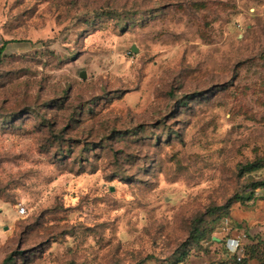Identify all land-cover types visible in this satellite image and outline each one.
<instances>
[{
  "label": "rangeland",
  "instance_id": "rangeland-1",
  "mask_svg": "<svg viewBox=\"0 0 264 264\" xmlns=\"http://www.w3.org/2000/svg\"><path fill=\"white\" fill-rule=\"evenodd\" d=\"M4 40L0 264L264 248V0H2Z\"/></svg>",
  "mask_w": 264,
  "mask_h": 264
},
{
  "label": "trees",
  "instance_id": "trees-1",
  "mask_svg": "<svg viewBox=\"0 0 264 264\" xmlns=\"http://www.w3.org/2000/svg\"><path fill=\"white\" fill-rule=\"evenodd\" d=\"M9 40H4L2 44L0 45V61L1 56L3 52L6 49V45L9 43ZM264 184V181H260L259 183H253L252 188L249 189V194L247 196H239L237 195L234 199V201H251L254 198V192L256 189H258L261 185ZM233 199L228 202V204L224 205L225 208L229 207L232 202H234ZM202 236V233L200 232V235L197 237L199 238ZM185 254V252L183 253ZM256 259V264H264V248L261 250L257 245H250L247 246L246 250L242 253V255H238L237 253L235 255H229L228 257L225 256L221 264H251L250 261Z\"/></svg>",
  "mask_w": 264,
  "mask_h": 264
},
{
  "label": "built area",
  "instance_id": "built-area-1",
  "mask_svg": "<svg viewBox=\"0 0 264 264\" xmlns=\"http://www.w3.org/2000/svg\"><path fill=\"white\" fill-rule=\"evenodd\" d=\"M258 194L261 196H264V184L261 185L258 189ZM26 211L25 207L23 205H21L19 207V212L21 214H24ZM223 229L226 230H232V235L229 238V242L231 247L237 251L239 254L243 253V247H242V243L246 238V234L242 229L237 228L236 226H229L226 224L225 227H223Z\"/></svg>",
  "mask_w": 264,
  "mask_h": 264
},
{
  "label": "water",
  "instance_id": "water-1",
  "mask_svg": "<svg viewBox=\"0 0 264 264\" xmlns=\"http://www.w3.org/2000/svg\"><path fill=\"white\" fill-rule=\"evenodd\" d=\"M132 51L137 52L135 45L132 47ZM81 77H86V73L84 71L81 73Z\"/></svg>",
  "mask_w": 264,
  "mask_h": 264
},
{
  "label": "crops",
  "instance_id": "crops-1",
  "mask_svg": "<svg viewBox=\"0 0 264 264\" xmlns=\"http://www.w3.org/2000/svg\"><path fill=\"white\" fill-rule=\"evenodd\" d=\"M2 0H0V4H1Z\"/></svg>",
  "mask_w": 264,
  "mask_h": 264
}]
</instances>
